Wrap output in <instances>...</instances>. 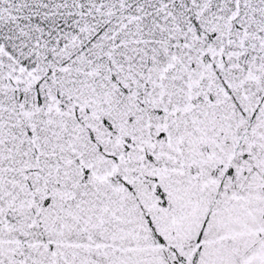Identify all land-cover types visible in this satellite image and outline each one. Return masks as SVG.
Segmentation results:
<instances>
[{
	"label": "snow or ice",
	"instance_id": "6c2138e0",
	"mask_svg": "<svg viewBox=\"0 0 264 264\" xmlns=\"http://www.w3.org/2000/svg\"><path fill=\"white\" fill-rule=\"evenodd\" d=\"M0 264H264V0H0Z\"/></svg>",
	"mask_w": 264,
	"mask_h": 264
}]
</instances>
